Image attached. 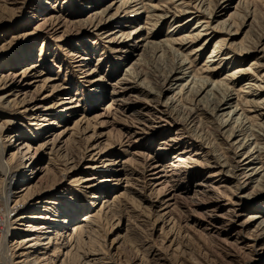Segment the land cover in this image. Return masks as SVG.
Returning a JSON list of instances; mask_svg holds the SVG:
<instances>
[{"label": "rangeland", "instance_id": "rangeland-1", "mask_svg": "<svg viewBox=\"0 0 264 264\" xmlns=\"http://www.w3.org/2000/svg\"><path fill=\"white\" fill-rule=\"evenodd\" d=\"M111 1L113 0H0V78L15 76L14 79L20 84L22 91L18 94L15 104L12 103L15 97H7V90L0 89V98L4 97L5 101L0 102V145H7L12 140H16L14 136L19 132L26 136L28 140L26 143L31 144L32 147L30 152H37L35 160L39 162L38 173L30 183L35 194L34 197H31V203L34 204L48 196L61 195L60 187H62L68 190L65 197L69 198L73 204L65 203L62 209L58 210L59 215L62 219H64L63 214L68 212L73 215L77 213L79 216L77 221L73 220L70 225H67L69 228L61 230V233L57 235L56 242L59 246H56L58 248L56 253H58L55 255L50 253V260L43 261L41 264H61L63 260L66 261L63 264L85 262L102 264L101 260L105 258L104 255L107 252L108 257L112 256L110 262L116 260L125 262L130 255H133L137 257L136 264H247L251 261L253 250H257L264 241L257 243L251 251L245 248L246 244H239L240 246L236 244L234 236L237 232L233 230V224L229 218L222 214L226 212L211 213L207 208L205 197L195 196L196 188L194 186L198 182L196 175H187L185 169L180 172L178 169H173L174 167L163 169L162 173L161 167L158 169L161 172L159 180H155L157 176H151L154 172L153 168L149 167L151 164L162 165L163 168L165 164L170 165L168 162L165 163L168 160L166 157L169 150L168 148L163 149L161 142L169 140L171 134L174 133L156 138L150 129L152 125L147 126L149 128L134 129L127 117L130 114L126 115L124 112L113 110L107 112L106 109L111 103L110 88L104 95L96 94L97 91L103 90L106 81L127 72L123 71L127 68L125 67L127 61L123 62L122 60L131 57V55L121 56L114 44L109 43V40L106 39V34L103 31L98 33L91 29L86 33L81 31V34L78 35L76 33L78 31L72 26L77 21L98 13ZM115 1L124 2L127 0ZM149 1L146 0L145 3H149ZM151 1L150 5L160 7V10L154 13L153 22L146 25L148 14L143 9L138 12L141 15L134 18L135 23H131L133 18L128 20V16L136 14L133 10L141 8L140 6L127 12L120 10L117 16L119 19L115 17L111 22L117 21L118 24L127 22L125 24L127 27L117 28L116 23L117 26L114 24L108 27H111L108 34L117 32L119 35L124 31L130 35L132 29L142 28L144 25L150 33L157 34L155 39L157 42L165 40L168 38L167 35L172 32H174V37L186 36L190 33L199 34L202 37L197 43L188 45L182 50L183 55L188 56L192 49L203 46L200 52L190 56L189 62H191L192 69L186 71V79L191 81L192 79L188 76L192 75L193 71L198 76L205 77L208 74L203 73L204 70H207L208 67L213 69L214 66H218L213 62L207 63L214 51V45L218 41L227 40L229 44L234 41L232 48L226 50V47L228 48L226 46L221 51L219 58H216L224 65H221V68L216 71L210 72L213 75L211 80L214 82L212 84L217 86L228 74H232L233 69L238 67L237 64L241 63L237 61L239 63L226 66L227 62L225 63L226 60H223V57L229 53L230 57H233L231 59L233 62L237 57V59L245 61L243 68L252 70L244 75L246 78L243 79V82L235 85L233 99L238 98L244 102L246 99L253 100L262 96L259 99H261L260 101L264 100V90L257 87L260 82L257 84L253 82L254 86L246 89V83L252 79V76L261 79L264 74V68H255L264 62L262 55L240 57L233 53L238 49L237 43L249 30H251L249 39L258 41L259 35L264 30V0H242L243 5L251 3L257 7L256 17L254 16L255 25L252 29L243 28V34L235 37V40L231 39L232 36L225 31L216 29V25H218L216 19L205 20L206 17L203 15L205 8L199 10V13L192 9L195 12L194 18L188 21L189 15H182L185 8L188 9V7L180 10L182 0ZM188 1L185 0V2ZM239 1L241 0H237L235 5ZM136 3H140V0H136ZM226 5L225 7H230ZM54 11L61 16L57 22L50 19V14ZM252 11L253 9L251 14ZM168 12L170 15H167ZM115 13L116 9L111 12V15ZM231 13H234V9L224 13L221 18L227 19ZM172 14H176V19L170 18L167 21L158 19V16L167 15L169 18ZM240 14L243 16L245 13L241 11ZM199 16H203L205 21L210 22L209 27L207 25V27L194 29L197 28V25L202 24H198L202 20H195V17ZM251 16L253 17V15ZM107 17L109 18L110 14ZM157 20L159 22L156 25L155 21ZM239 21L242 22V20ZM171 23H180V26L183 27L175 30L176 27L172 28ZM65 24L70 25L69 31L64 27ZM214 29H216L215 32ZM140 30L138 32L143 33L145 28ZM207 31L209 35L214 32L216 36H214L213 42L204 45L205 41L212 40L209 39V35L204 34ZM177 32L180 34L178 35ZM60 36H62L61 39ZM130 38L134 39L135 35L127 37V40ZM262 44H264V38ZM171 53H167L160 61L156 55H151L153 51L149 54L146 52L139 59L140 65H142L140 69L145 73L151 72L153 75L157 74L158 78L159 76L162 78L164 73L170 70V65L177 56L175 52H173L174 56ZM137 54L136 52L134 55ZM81 59L87 60L81 61ZM135 59L137 61L138 56ZM175 61H178V58H175ZM253 61L256 64H253ZM254 71L256 73H253ZM96 79H101V81L91 85ZM180 83L183 82L179 81L174 88H178ZM253 88L259 91V97H251L250 93L254 90ZM232 102L236 103V99ZM35 107L42 109L41 115L45 114L49 120L47 125H51L47 128L53 129V132L58 134L57 137H61L56 144L50 143L51 145L40 150L39 148L45 141L43 140V131L40 129L42 122L38 121L36 117L28 116L30 115L29 110L36 109ZM260 108H262L261 113H264V105H261ZM37 113L39 112L37 111ZM255 115L257 114L252 113L249 117ZM207 116L210 117L208 114ZM201 117L205 120L208 119L206 115H201ZM213 119L211 120L217 121ZM126 120H128L129 128L138 132L140 136L133 137V139L126 137L123 140ZM247 122H249L246 123L247 125L252 124V127L245 124L244 130L249 128L248 135L252 132L255 134L259 132L258 135L264 136V134L262 135L264 129H261V117ZM5 125L12 128L10 133L1 132L2 126ZM253 125H255L254 128ZM177 130L178 128H173L172 132ZM122 134L123 136H121ZM151 137H154V140L151 141ZM253 138L249 143L254 142ZM53 146L55 150H50V147ZM205 151L208 149L202 147V150L193 157L197 159L198 156L203 157ZM196 152L197 148L194 153ZM254 163L258 168L261 166L257 161ZM27 164L23 163L17 172L20 173L24 168L31 167ZM75 166V171L64 174L65 169L68 170ZM198 167L200 168V165ZM209 169L214 170L201 168L203 177L207 179H210ZM63 174L67 175L65 179L62 177ZM78 177L84 179L80 184L74 182V179L76 180ZM104 178L110 179L109 182L101 183ZM0 179L3 180V177ZM178 182L181 186L192 185V187L183 191L176 201L169 202L165 197L168 192L166 188ZM2 183L0 181V210L4 211V189L2 187L5 184L2 185ZM40 190H44V192H40ZM93 195L99 198L91 199ZM261 201H264V197L254 203H246V205L254 208ZM261 205L264 206V204ZM36 213L37 211L34 210L27 215L28 224H35L32 218L37 215ZM89 214L95 215L92 219L95 226L90 224L89 226L93 227L96 232L92 236L86 232L81 243L76 237L72 240L68 239V235L72 232L71 229H74L76 224L82 222ZM5 216L6 213L2 212L0 221H3ZM10 232L16 236L19 232L17 224L12 225ZM20 237L18 238L20 239ZM64 245L68 247V251L70 250L68 259H65L64 256L66 253V250H63ZM61 252L62 254H60ZM244 252H247L248 256H245ZM93 254L96 255L94 258L98 259H93L91 257ZM1 255L4 257H0V264L16 262L9 255L4 243L1 245ZM110 262H106V264H111ZM254 264H264V258L258 259Z\"/></svg>", "mask_w": 264, "mask_h": 264}, {"label": "bare ground", "instance_id": "bare-ground-1", "mask_svg": "<svg viewBox=\"0 0 264 264\" xmlns=\"http://www.w3.org/2000/svg\"><path fill=\"white\" fill-rule=\"evenodd\" d=\"M145 1L146 0H140V3H136V0H127L124 2L113 0L98 11V13L86 19L83 18L73 24L72 27L76 28L78 31L76 33H78V35L81 34V31L86 33L87 30L90 31L91 29L98 33L103 31L104 34H106V39L109 40V43L114 44L115 49H117L121 56L128 57V55H131V57L122 60L123 62L127 61V65L125 66L127 68L123 70L127 72L121 73L120 76L110 81H106L107 83L104 84L103 90L100 92L97 91L96 94L100 93V95H104L110 88L111 92L109 94V99H111V103L106 109L107 112L113 110L115 112H124L126 115L130 114L127 117L130 119V123L133 124L134 129H140V127L149 128L147 126L152 125L150 129L156 138L162 135L166 136L168 133H174L171 134L172 136L169 140L166 139V142H161L163 149L168 148L169 150L167 157L165 156L168 159L165 163L168 162L170 165L165 164L163 168L162 165L157 166V164H151L149 167H152L154 170L151 176H157L155 180H159L160 173L164 172L163 169H169L171 167H174L173 169H178L180 172L182 169H185L187 175H196L198 182L194 186L196 188L195 196L200 195V197H205L204 199L208 204L207 208L211 213L225 211L226 213L222 214L226 215V218H229L233 224V230L237 232L234 236V242L238 245L246 244L245 248L251 251L257 243L264 241V206L261 205L264 204V201L258 202V206H254V208L247 207L246 205V203H254L264 197V136L258 135L259 132L257 130V134L252 132L248 135L249 128L248 130H244V127L247 125L246 123H249L247 121L251 122L257 117H261V129H264V113H261L262 108H260L261 105H264V100L260 101L261 99L259 98L262 96L259 97V91L253 88L254 90L250 93L251 97L259 98H254L253 100L246 99L244 102L235 98L236 103L232 101L235 100L233 99L235 85L239 82H243V79L246 78L244 75L252 70L243 68L245 61L237 59L236 57L233 62L231 60L233 57H230L231 55L229 53L226 55L223 54L226 56L223 57V60H226L225 63L227 62L226 66L239 63L237 61L241 63L237 64L238 67L233 69L232 74H228L217 86H214L212 84L214 81L211 80L213 75L210 74V72H214L221 68V65H224L223 62L216 60V58H219L221 51L226 46H228L226 50L230 49V47L232 48L234 42L229 44L227 40L221 39L214 45V51L207 61L208 64L213 62L218 64V66L213 65V69L208 67L207 70L203 71V73H207L210 77L198 76L196 72L193 71L192 75L188 76V78L190 77L192 79V81L189 79V82V80L186 79V71L192 69L190 65L191 62H189L190 56L200 52L203 46L192 49L191 53L188 54L189 57L183 55L182 50L188 45L197 43L202 36L190 33L186 36L174 37V32H172L167 35L168 38L165 37V40L155 41L157 34L150 33L146 25L153 22L152 18L155 16L154 13L159 11L160 7L150 5L152 2L151 0L149 3H145ZM182 1L180 10H183L184 7H188V9L185 8V12L182 13V15H189L188 21L194 18L195 12L192 9L197 10V13H199V10L205 8L204 14L202 13L206 17L205 20L216 19L218 22L216 29L225 31V33L232 36L231 39L233 40H235V37H238V35L243 34V28H254V16L256 17L255 13L257 7L251 3L243 5L244 3L242 4V0L237 2L236 5L235 3L237 0H189V3L185 2V0ZM48 3H46V5H48ZM225 4L230 7H225ZM139 6L141 8H138ZM135 8L138 9L133 10ZM251 8L253 9L252 14L250 13L252 10ZM115 9L116 13L111 15V12ZM131 9L136 13L128 16V20L133 18L131 23H135L134 18L141 15V13L138 12L142 9L148 14L146 25H142V28H145L144 32H138L142 29L138 27L132 29L130 35H127L124 31L119 35L117 32L108 34L111 30V27H108L114 24L116 25L117 23V21H111L119 15L120 10L127 12ZM231 9H234V13L228 15L227 19L221 18L224 13L231 11ZM180 10L178 11L180 12ZM241 11L245 13L243 16L240 14ZM109 14L110 17L108 18L107 16ZM167 15L158 16V19H166L165 21H167L170 18L176 19L177 17L176 14H172L169 18ZM251 15H253V17ZM50 19L56 20L57 22L61 19V16H59V14L57 15V12L55 13L54 11L51 12ZM117 19L119 18L117 17ZM196 19L202 20L198 23L202 24L200 26L197 25V28L194 29H199L203 26L207 27V25L209 27L210 22L205 21L203 16L195 17V20ZM239 20H242V22ZM158 22V20L155 21V24L157 25ZM126 23H117V28L127 27V25H125ZM171 24L173 25L172 28L176 27L175 30L179 27H183L180 26V23ZM156 25H154V27H156ZM64 27H66L68 31L70 30L69 24H65ZM216 29H214V32ZM57 32L58 30L56 33ZM214 32L210 35L208 31L204 33L205 35H209V39H212L210 42L205 41L206 43L204 45L213 42L214 36H216ZM177 34L179 35L180 33L177 32ZM134 35V39L130 38L127 40V37H132ZM250 35L251 30L246 32L243 38L237 43L238 49L233 53H236V55L240 57H257L262 55V59H264V44H262L264 30L259 35L258 41H255V39L252 40L251 38L249 39ZM118 36L119 38H117ZM61 38L62 36H60V39ZM237 50H239V52H237ZM152 51L153 54L151 55H156V58L160 61L167 53L169 54V52H172L171 54L175 52L177 55L175 58H178V61H175V58L172 57L174 59L172 65H170V70L164 73L162 78H160V76L158 78V75L155 73V75L151 72L145 73V71L140 69L142 66L139 62L140 57L145 55L146 52L149 54ZM136 52L138 54L134 55ZM136 56H138L137 61L135 59ZM84 60L87 59H81V61ZM252 63L256 64L254 61ZM260 67L264 68V62H261V64L255 68L258 69ZM253 73H256V71ZM14 78L15 76L12 78L10 76L0 78V89L7 90V97H15L12 103L17 102L18 94L22 92L20 84L17 83ZM262 78L263 80H261ZM261 79L252 76V79L248 80L246 83V89L253 87V82L254 84H257V82L264 84V74L261 76ZM99 81H101V79H96L91 85H95ZM179 81L183 83H180L178 88H174ZM260 84L257 85V87L264 90V85L261 86ZM3 99L4 97L0 98V102H5ZM29 111L30 115L28 116L36 117L38 121L42 122V124H40V129L43 131L42 135L45 141L39 150L41 148L44 149L47 145H51L50 143L54 145L59 142L61 137H57L58 134H55L53 129L47 128L51 124L47 125L49 120L45 117V114L41 115L43 110L36 108L30 109ZM37 111L39 113H37ZM221 112L223 113L219 115ZM252 113L257 115L249 117ZM207 114L210 117H208ZM201 115H206L208 119H202ZM211 119L217 121L215 122ZM127 121L128 120H126L124 132L122 131L123 134H125L124 136L123 134L121 135L123 136V140L126 137H131L133 139V137L140 136L138 132L129 128L130 126ZM248 125L252 127V124ZM254 126L255 125H253V128ZM173 128H178V130L172 132ZM11 129L10 126L5 125L2 126L1 132L10 133ZM263 134L264 133H262V135ZM252 137H254V142L249 143ZM14 138H16V140H12L7 145H0V177H3V180L0 179V181L1 183L3 182L2 185L5 184V186L2 187L4 189L3 202L5 205L3 207L4 211L0 210V217L2 212L6 213L3 221H0V257H4L1 255V245L4 243L9 255L16 260L14 264H41L43 261L50 260V253H54L53 255L58 253H56V250H58L56 246H59L57 245L58 242H56L57 235L61 233V230L69 228L67 225H70L73 220L77 221L79 216L77 213L73 215L71 212H68L67 214H63L64 219H62L59 215L58 210L60 211L65 203L73 204L69 198L65 197L67 195L65 193L68 190L62 187H60L61 195L48 196L43 200H38L34 204L31 203V197H34L35 194L32 191L34 188L30 186V183L38 173L37 169L39 166V162L35 160L37 152H30L32 148L31 144L26 143L28 142L27 137L22 135L21 132L17 133ZM150 139L152 141L154 137ZM202 147L208 149V151L204 152L205 155L203 157L198 156V159L193 157L202 150ZM196 148L197 152L194 153ZM51 149L55 150L54 146L52 148L50 147V150ZM157 155L161 156L162 154ZM255 161L258 162V165H261L259 168L255 166ZM25 162L28 163L27 166L31 167H26L22 172L18 173L17 170L21 168ZM198 165H200V168ZM161 167L162 169L160 172L158 169ZM201 168L214 169H209L210 179L203 177ZM75 169L76 166L68 170L65 169L64 174H70V172L75 171ZM64 174L62 175L63 179L67 176ZM179 174L181 175V173ZM179 174L174 175L177 176ZM83 180L84 179L78 177V179H74V182L80 184ZM109 180L104 178L101 183H107ZM235 182L236 184L234 185ZM189 187H192V185L181 186L179 182L174 183L166 188L168 192H166L165 197L169 202L176 201L180 194ZM40 192H44V190H40ZM98 198V196L93 195L91 199ZM65 199L66 202H64ZM196 203L198 202L196 201ZM34 210L37 211V215L32 218L35 224H28L29 218L27 215L34 212ZM94 216L93 214H89L82 220L83 224L82 222L77 223L74 229H71L72 232L70 230L71 233L68 235V239L70 238V240H72L76 237L81 243L86 232L92 236L96 231L93 230V227H90L89 224L95 226V223L92 221ZM243 217L245 218L243 219ZM15 224H17V231H19L16 236L12 235L10 232L12 225ZM26 226H28V228H25ZM19 236H21L20 239L18 238ZM63 250H66L64 256L65 259H68L70 250L68 251L66 245L63 246ZM60 254H62V252ZM244 254L246 256L248 253L244 252ZM94 256L96 255H91L93 259H98L94 258ZM104 256L105 258L101 260L103 261L102 264H106V262L112 260V256L108 257V252ZM136 258L137 257L130 255L125 262L114 260L115 262L110 263L136 264ZM262 258H264V243H262L257 250H253L251 261L247 262V264H254L258 259ZM64 262L66 261L63 260L61 264ZM9 264L12 263L9 262ZM82 264L88 263L85 262Z\"/></svg>", "mask_w": 264, "mask_h": 264}]
</instances>
